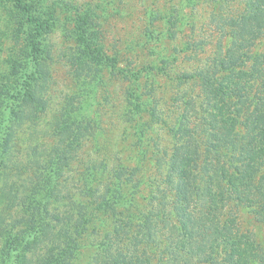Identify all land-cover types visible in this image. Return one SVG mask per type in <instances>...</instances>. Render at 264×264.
Listing matches in <instances>:
<instances>
[{
    "label": "trees",
    "instance_id": "trees-1",
    "mask_svg": "<svg viewBox=\"0 0 264 264\" xmlns=\"http://www.w3.org/2000/svg\"><path fill=\"white\" fill-rule=\"evenodd\" d=\"M15 1L27 36L23 55L11 61L12 82L0 84V214L11 220L5 223L10 228L0 264H71L88 230L97 231L98 222L104 226L110 210L132 206L139 186L148 183L154 189L148 198L153 206L135 218V258L111 245L115 250L105 264H264V0H217L215 16L227 42L218 44L210 65L181 74L185 82L192 80L191 90L200 86L201 99L185 91V109L170 127L173 146L165 151L164 176L170 201L166 190L162 200V187L143 175L127 190L124 180L118 186L106 183L102 193L101 184L86 186L95 183L96 166L85 168L90 173L79 187L82 194L69 186L65 173L76 158L79 134L74 120L54 131L58 140L46 155L39 147L30 153L31 148L25 153L14 147L23 104L36 96L34 81L40 77L49 23L27 0ZM88 18L79 15L75 31L85 62L114 68L115 57L96 51L103 45L89 30ZM131 101L135 112L144 110L138 94ZM199 110L202 123L193 120ZM137 132L142 135L141 124ZM155 165L165 169L162 159ZM85 194L90 195L81 198ZM247 214L254 217L244 222ZM153 220H160L162 228ZM161 242L166 246L158 252ZM106 245L104 240L98 247Z\"/></svg>",
    "mask_w": 264,
    "mask_h": 264
},
{
    "label": "rangeland",
    "instance_id": "rangeland-1",
    "mask_svg": "<svg viewBox=\"0 0 264 264\" xmlns=\"http://www.w3.org/2000/svg\"><path fill=\"white\" fill-rule=\"evenodd\" d=\"M27 2L37 7L49 23L44 35L46 51L39 66L40 77L34 81L36 96L23 104L20 118L23 124L17 130L14 147L25 153L29 148L30 153L39 147L46 155L58 140L54 131H59L64 121L74 120L79 134L76 158L65 173L69 186L76 185L75 191L82 194L79 187L96 166L99 173L95 183H86V186L94 188L101 184L99 192L102 193L106 183L118 186L124 180L127 190L143 175L153 181L154 186L162 187V200L166 190L170 201L172 193L164 189L168 168L165 151L170 153L173 146L170 127L185 109V91L201 99L200 86L191 90L192 80L185 82L181 74L210 65L218 44L225 46L228 38L221 37L216 20L217 0H196L194 5H189L187 0ZM174 14L175 24H171L169 20ZM79 15H88L87 26L103 45L95 49L115 57L114 68L85 62V48L75 34ZM19 16L15 0H0V84L12 82L11 61L14 56L23 55L26 49L27 27ZM181 49L188 50L182 52ZM136 72L141 74L138 81ZM135 93L140 97L143 111L134 110L131 95ZM202 115L203 111L199 110L193 120L202 123ZM140 124L142 135L137 132ZM159 159L164 161L163 171L157 170L155 165ZM85 168L89 169L87 173H84ZM153 190L149 183L141 184L132 206L110 210L103 219L106 220L104 226L98 222L97 231L93 233L91 229L84 235L83 246L70 258V263L105 264L115 250L111 245L135 256V225L139 223L135 218L151 210L153 204L148 203V198ZM248 217L254 216L247 214L242 220L247 222ZM6 221L11 224V220H4L0 214V252L6 249L5 232L10 228ZM151 224L158 229L163 225L160 220H153ZM104 240L107 245L101 249L98 246ZM165 246V242H161L157 251Z\"/></svg>",
    "mask_w": 264,
    "mask_h": 264
}]
</instances>
